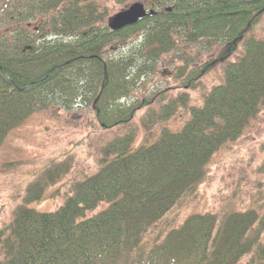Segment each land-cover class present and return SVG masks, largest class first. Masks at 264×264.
Wrapping results in <instances>:
<instances>
[{"label": "trees", "instance_id": "16d2710c", "mask_svg": "<svg viewBox=\"0 0 264 264\" xmlns=\"http://www.w3.org/2000/svg\"><path fill=\"white\" fill-rule=\"evenodd\" d=\"M140 2L148 13L119 30L108 26L110 18L94 0L0 2V146L34 113L82 102L91 103L103 129L125 125L167 91L129 99L162 56L186 43L215 46L213 59L190 67L185 58L177 69L183 80L175 88L194 87L214 63L243 46L226 63L222 82L200 105L188 106L180 128H164L134 149L133 130L118 135L102 149L99 169L73 183L55 211L18 205L0 229V264H264V212L254 208L190 212L160 232V223L206 180L213 154L238 138L264 106V38L250 34L264 0ZM114 48L128 49L112 56ZM187 105L188 95L179 92L150 111V122L165 121ZM260 147L264 172V140ZM65 160L44 165L27 187L25 203L61 179L69 167Z\"/></svg>", "mask_w": 264, "mask_h": 264}, {"label": "rangeland", "instance_id": "374dc122", "mask_svg": "<svg viewBox=\"0 0 264 264\" xmlns=\"http://www.w3.org/2000/svg\"><path fill=\"white\" fill-rule=\"evenodd\" d=\"M2 0H0L1 2ZM12 1V0H11ZM104 11L107 19L126 9L134 2L142 0H94ZM251 35L264 38V14L253 25ZM210 43V40H206ZM203 48L186 43L177 52L162 56L150 76H144L142 83L133 89L130 100L142 99L152 92L167 91L151 105L139 109L132 122L103 129L96 121L95 111L90 102L75 105L68 110L45 109L31 115L24 123L12 129L0 146V229L10 222L18 205L24 204L38 211H55L69 196L72 185L100 167L102 149L118 135L129 130L136 138L132 148L142 143H150L159 137L162 129L176 130L190 116L188 106L200 105L210 89L222 82L227 62L235 60L243 50L242 43L229 58L214 63L194 87L180 85L183 78H176L177 69L185 58L190 67H197L203 61L213 59L215 46ZM114 48L110 55L124 53L128 48ZM179 92L188 95V105L180 106L165 121H152L150 111H157ZM264 140V106L245 126L235 140L223 144L207 165L208 177L199 185L195 195L175 207L160 223V232H166L181 222L190 212H216L250 208L264 212V172L260 170L263 159L261 143ZM65 158L68 171L59 181L48 185L37 201L24 202L27 187L39 171L52 158ZM99 205L88 216L104 208ZM162 229V231H161ZM162 233V234H163ZM153 236L148 233L144 241Z\"/></svg>", "mask_w": 264, "mask_h": 264}, {"label": "water", "instance_id": "95a60500", "mask_svg": "<svg viewBox=\"0 0 264 264\" xmlns=\"http://www.w3.org/2000/svg\"><path fill=\"white\" fill-rule=\"evenodd\" d=\"M152 12V11H151ZM147 14L146 9L141 2H134L126 9L115 13L108 22L112 30H119L124 26L137 22Z\"/></svg>", "mask_w": 264, "mask_h": 264}]
</instances>
